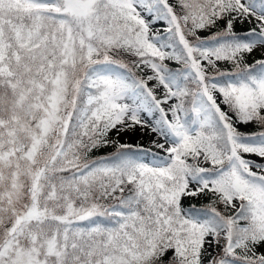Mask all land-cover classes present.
<instances>
[{"label":"snow or ice","instance_id":"obj_1","mask_svg":"<svg viewBox=\"0 0 264 264\" xmlns=\"http://www.w3.org/2000/svg\"><path fill=\"white\" fill-rule=\"evenodd\" d=\"M0 264H264V0H0Z\"/></svg>","mask_w":264,"mask_h":264},{"label":"rangeland","instance_id":"obj_2","mask_svg":"<svg viewBox=\"0 0 264 264\" xmlns=\"http://www.w3.org/2000/svg\"><path fill=\"white\" fill-rule=\"evenodd\" d=\"M250 26V25H249ZM244 27V26H243ZM243 27H238V30H240V31H244V30H247L246 28H243ZM259 53H256V57H259ZM241 130L242 131H253V129H251V128H244V127H241Z\"/></svg>","mask_w":264,"mask_h":264},{"label":"trees","instance_id":"obj_3","mask_svg":"<svg viewBox=\"0 0 264 264\" xmlns=\"http://www.w3.org/2000/svg\"><path fill=\"white\" fill-rule=\"evenodd\" d=\"M244 26V27H243ZM240 27H243V28H248V27H251V26H249V25H242V26H240ZM257 58H259V57H257ZM251 59V58H250ZM173 65V64H172ZM173 67H176V65H173Z\"/></svg>","mask_w":264,"mask_h":264}]
</instances>
